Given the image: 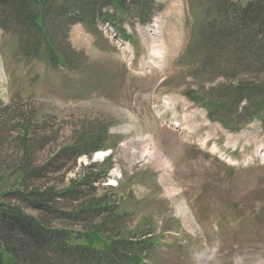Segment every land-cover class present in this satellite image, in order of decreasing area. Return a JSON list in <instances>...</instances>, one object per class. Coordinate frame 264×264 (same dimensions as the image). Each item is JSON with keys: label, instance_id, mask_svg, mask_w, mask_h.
<instances>
[{"label": "rangeland", "instance_id": "374dc122", "mask_svg": "<svg viewBox=\"0 0 264 264\" xmlns=\"http://www.w3.org/2000/svg\"><path fill=\"white\" fill-rule=\"evenodd\" d=\"M104 2L0 27V208L96 248L149 240L146 264H264V94L234 100L264 69L225 75L202 0H151L147 24Z\"/></svg>", "mask_w": 264, "mask_h": 264}, {"label": "trees", "instance_id": "16d2710c", "mask_svg": "<svg viewBox=\"0 0 264 264\" xmlns=\"http://www.w3.org/2000/svg\"><path fill=\"white\" fill-rule=\"evenodd\" d=\"M206 8L208 21L204 25L203 32L208 34L214 41L217 40L221 48L227 49V58L221 60L225 64L226 76L231 75L239 69L238 66L251 65L259 66L264 69V0H202ZM88 0H0V27L17 31L15 21L20 18L23 20V27H34L40 29L46 27L49 19V12L52 9H67L78 6L82 9L88 4ZM115 4L127 13L136 16L142 23L152 20L155 14V7H151V0H105L103 7L108 4ZM68 5V6H67ZM17 9V13L8 14V10ZM58 8V9H57ZM14 11V10H13ZM73 16L77 21L88 24L85 16L76 9ZM104 14V13H103ZM102 14V15H103ZM87 15V14H86ZM96 14H94V18ZM29 22V25L26 23ZM55 53L56 59L59 58L58 51L54 42H48ZM231 48V50H230ZM230 50V52H229ZM229 52V53H228ZM224 57V56H223ZM220 59V58H219ZM219 62V61H218ZM253 75L243 76L244 80L255 81L258 78ZM255 76V75H254ZM252 77V78H251ZM258 82V81H257ZM254 87L238 84L243 93H247L234 100H250L257 94H264V81L258 82ZM264 97V95H263ZM263 104L258 115L264 117V101L257 100ZM223 100L216 101L210 99V114L216 116L222 107ZM225 127L226 123L220 121ZM238 128L239 124L232 125ZM242 126V124H241ZM24 165L21 168L25 177L35 173L40 175L41 169H30ZM40 170V171H39ZM21 199L25 198L24 193L18 194ZM38 209L42 207L37 205ZM45 227L39 220L24 213L20 208L4 206L0 208V264L5 263V252L12 255L14 264H54L53 258H48L50 254L43 255V250L48 249L52 253L63 255L62 264H146L145 255L152 249L149 240L141 242L127 240H116L117 244L107 248H96L94 245L75 243L72 240L71 231H62ZM139 244V245H138ZM139 246V249H138ZM124 248V249H123ZM76 251L84 253L77 256ZM86 252L87 258H84ZM67 254L73 255L69 259ZM45 260V261H44Z\"/></svg>", "mask_w": 264, "mask_h": 264}]
</instances>
